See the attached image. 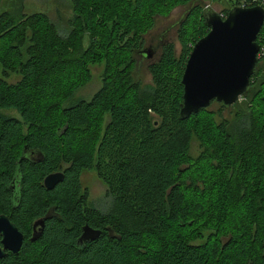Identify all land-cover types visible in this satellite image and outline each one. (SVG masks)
<instances>
[{"label":"trees","instance_id":"1","mask_svg":"<svg viewBox=\"0 0 264 264\" xmlns=\"http://www.w3.org/2000/svg\"><path fill=\"white\" fill-rule=\"evenodd\" d=\"M67 1L60 29L41 3L0 0V212L14 189L25 235L0 264H264V52L236 102L180 119L181 73L209 9L197 0ZM228 1L221 17L258 5ZM177 5L179 50L159 36L141 85L143 36ZM255 41L264 50V20ZM93 64L102 67L97 90L64 105ZM83 170L105 186L102 207L81 186ZM56 171L62 180L45 189ZM46 211L29 241L30 221ZM83 224L100 233L77 245Z\"/></svg>","mask_w":264,"mask_h":264},{"label":"water","instance_id":"2","mask_svg":"<svg viewBox=\"0 0 264 264\" xmlns=\"http://www.w3.org/2000/svg\"><path fill=\"white\" fill-rule=\"evenodd\" d=\"M203 20L208 29L192 44L180 77V119L208 107L211 101L229 106L246 91L260 49L255 39L264 20V7L234 6L224 17L206 11ZM152 51L150 46L141 49L145 58H150ZM62 177L61 171L48 173L42 184L45 189H51ZM38 223L42 228L43 219ZM0 232L3 247L16 252L21 234L3 216H0ZM99 233L98 229L83 224L76 243L94 240ZM2 252L0 249V257Z\"/></svg>","mask_w":264,"mask_h":264},{"label":"rangeland","instance_id":"3","mask_svg":"<svg viewBox=\"0 0 264 264\" xmlns=\"http://www.w3.org/2000/svg\"><path fill=\"white\" fill-rule=\"evenodd\" d=\"M34 2L41 3L39 6L41 10H45L50 18L56 22L57 27L60 29H65L64 16L69 14V7L67 0H32ZM197 2H201L203 8H208L209 11H214L216 13L221 12L223 9L228 8L229 1L228 0H197ZM57 8V10H55ZM185 6L177 5L172 8L166 16L156 17L154 21L153 27L143 36V46L146 47L150 44L153 50L156 49V43L158 37L167 38L174 44V52L177 53L179 50V44L175 38V22L180 16V14L184 11ZM86 40L84 39L83 45ZM264 50H262V53ZM157 54V51H153L152 57L154 58ZM150 58V59H151ZM150 59H142L140 63L137 65V68L134 72L135 77L138 79L141 85L148 84L150 81L149 74L146 71V61ZM264 63V60L263 62ZM101 64H93L90 65V78L89 80L82 86L75 89L73 92L70 101L64 103V105L68 104L77 99H89L91 95L97 90L100 84V72H101ZM16 79L15 75H10L8 81L12 82ZM211 110H215L217 107L214 104H211L209 107ZM232 109H223L221 111L222 117L226 120H230L232 116ZM7 114H12V111H6ZM190 153H196V142L193 141L190 146ZM81 185L86 187L88 193V199L92 202L96 207H102L106 201L107 196H105V186L100 182V180L95 176L92 170H83L81 172L80 177Z\"/></svg>","mask_w":264,"mask_h":264},{"label":"flooded vegetation","instance_id":"4","mask_svg":"<svg viewBox=\"0 0 264 264\" xmlns=\"http://www.w3.org/2000/svg\"><path fill=\"white\" fill-rule=\"evenodd\" d=\"M147 46H151L150 44H148ZM146 46V47H147ZM142 48H144V46H142ZM141 48V49H142ZM141 49H140V51H141ZM154 52L156 51V50H153ZM153 51H152V54H153ZM142 56L144 55L143 53L141 54ZM144 57V56H143ZM151 57H152V55H151ZM150 57V58H151ZM149 59V58H148ZM35 156H36V153L33 151V150H26L25 152H23V156H21V157H24V158H27V159H30V160H32V162L34 161L33 159L35 158ZM62 173V172H61ZM63 174V173H62ZM63 178V177H62ZM60 182V181H59ZM58 183V182H57ZM56 183V184H57ZM55 184V185H56ZM54 185V186H55ZM53 186V187H54ZM82 186V185H81ZM84 189H86V187H84V186H82ZM86 191H87V189H86ZM88 194V193H87ZM38 199H36V198H33L32 199V201H31V203L32 204H34L35 206H37L38 205ZM19 202V195L17 194V196L14 194V189H12L11 188V191L7 194V201H6V205H7V207L5 208V209H3L1 212H0V216H3V217H5L11 224H13V226H14V228L16 229V231L17 232H19L20 234H21V242H20V246H19V248H18V250L16 251V252H12L11 250H9V249H7V248H4L3 247V244H2V241H1V239H2V233L0 232V249L1 250H3V252H2V256L0 257V259L1 258H6V257H8V255H10V254H16L18 251H19V249H20V247H21V245H22V243H23V241H24V239H25V235L23 234V232L19 229V227L16 225V223H15V220L17 221L18 220V216L16 215V213L14 212V211H16L17 210V207H18V203ZM49 212L48 211H46V213L44 214V215H42V216H39V217H36V218H34V219H32L31 221H30V224H29V226H30V229H29V232H28V236H27V238L26 239H28L29 241H35L39 236H40V234H41V232H42V228H43V226H42V228L40 227V224L38 223L41 219H43V225H44V221L48 218V217H50L49 216V214H48ZM82 226V225H81ZM106 231H108V232H110L109 230H108V228H106ZM33 235H36V238H32V236ZM89 242V241H88ZM82 243H86V242H82ZM82 243H80V244H82ZM10 244H12V243H10ZM80 244H78V245H80ZM261 260L264 262V248L262 249V256H261Z\"/></svg>","mask_w":264,"mask_h":264},{"label":"built area","instance_id":"5","mask_svg":"<svg viewBox=\"0 0 264 264\" xmlns=\"http://www.w3.org/2000/svg\"><path fill=\"white\" fill-rule=\"evenodd\" d=\"M252 1H254L255 3H257L258 5H260L261 6V4H263L264 3V0H252ZM240 6H243V3H241V5ZM263 7V6H262ZM260 48V47H259ZM263 49L262 48H260L259 49V51H262ZM258 51V52H259ZM257 57H258V53H257Z\"/></svg>","mask_w":264,"mask_h":264},{"label":"bare ground","instance_id":"6","mask_svg":"<svg viewBox=\"0 0 264 264\" xmlns=\"http://www.w3.org/2000/svg\"><path fill=\"white\" fill-rule=\"evenodd\" d=\"M12 187V186H11Z\"/></svg>","mask_w":264,"mask_h":264}]
</instances>
